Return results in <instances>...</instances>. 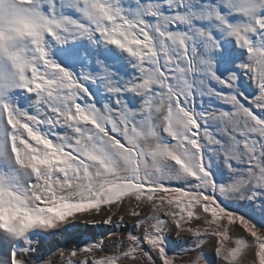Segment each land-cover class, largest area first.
Returning a JSON list of instances; mask_svg holds the SVG:
<instances>
[{"label":"snow or ice","instance_id":"snow-or-ice-1","mask_svg":"<svg viewBox=\"0 0 264 264\" xmlns=\"http://www.w3.org/2000/svg\"><path fill=\"white\" fill-rule=\"evenodd\" d=\"M100 215L61 264H264V0H0V264Z\"/></svg>","mask_w":264,"mask_h":264},{"label":"rangeland","instance_id":"rangeland-1","mask_svg":"<svg viewBox=\"0 0 264 264\" xmlns=\"http://www.w3.org/2000/svg\"><path fill=\"white\" fill-rule=\"evenodd\" d=\"M104 218L105 217L102 215L96 216L94 218L95 220H97L95 224L91 222L79 221L78 222L80 224L79 230H76L73 234H65L62 236L49 237L43 242L41 251L44 253L51 252L52 254L51 259L54 262H56V264H61V262L57 260V258L59 257V252L57 251L58 249H63L65 252H67L68 250L74 248L77 243H80L82 247L83 241L90 239L92 236L99 237L101 233H104L105 235H107L108 231H105L103 227L104 224L102 223V220ZM128 223H129V226H131L130 220L128 221ZM97 224H99V226L102 227L103 229L100 228L98 230L97 229L90 230V227L95 226ZM108 226L110 227L111 225H108ZM84 227L86 228V230L84 229ZM169 236L173 240L178 239L174 231L170 233ZM113 239H115V237H113ZM206 251L213 258L215 257L214 248L209 246L208 248H206Z\"/></svg>","mask_w":264,"mask_h":264},{"label":"bare ground","instance_id":"bare-ground-1","mask_svg":"<svg viewBox=\"0 0 264 264\" xmlns=\"http://www.w3.org/2000/svg\"><path fill=\"white\" fill-rule=\"evenodd\" d=\"M102 216H103V215H102ZM96 221H97V220H96ZM101 224H102V223H101ZM103 227H104L105 231H108L112 226L109 227L108 225L104 224ZM82 228H83V227H82ZM100 228L103 229L102 227L99 226V224H97V225H95V226L90 227V230H95V229L98 230V229H100ZM84 229L86 230L85 227H84ZM86 233H87V232H86Z\"/></svg>","mask_w":264,"mask_h":264}]
</instances>
